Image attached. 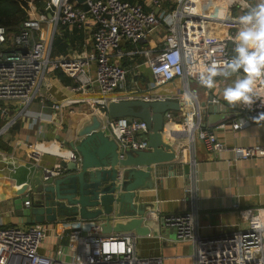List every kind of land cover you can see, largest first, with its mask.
Listing matches in <instances>:
<instances>
[{
  "label": "built area",
  "instance_id": "1",
  "mask_svg": "<svg viewBox=\"0 0 264 264\" xmlns=\"http://www.w3.org/2000/svg\"><path fill=\"white\" fill-rule=\"evenodd\" d=\"M159 6L162 0H152ZM41 9L35 0L29 1L28 18L16 34L9 37L8 29L0 25V113L8 114L11 102L22 104V115L33 121H54L53 114L32 111L30 103L39 99L42 107L49 101L42 89L44 80L57 70L71 76L73 92L87 96L90 93L89 67L96 63V80L102 101L91 100V108L102 121L103 130L123 149L146 151L152 149L148 135L152 132L147 121L134 116H112L108 104L112 100L143 99L177 102L180 99L158 92L164 85L181 82L177 90L182 93L187 85L200 84V74L211 61L231 57L229 44L233 43L238 29V18L257 0H176L174 8L161 19L155 10H146L143 3L128 0H44ZM87 2L89 9L83 4ZM48 12L53 14L48 16ZM94 22L93 47L95 54L87 50L76 55H56L53 51L55 31L60 25L82 27L89 18ZM230 30L225 37L209 41L207 23ZM47 23V34L41 32ZM164 23L167 30L162 47L146 50V61L151 67L153 80L144 90L126 89L125 94L112 97L126 83L128 68L121 60L125 57L122 45L125 41L141 42L151 31ZM217 80L227 79L217 77ZM185 82V83H186ZM190 86V85H189ZM191 96L192 92L189 90ZM193 104V102H191ZM55 114L61 110V101L50 103ZM184 105V104H183ZM194 105V104H193ZM185 106V105H184ZM243 117L234 125L235 130L244 123L264 120V77L255 85L254 101L240 103ZM193 113L176 119L170 110L164 116L162 132L170 143L176 144L190 138L195 131L198 137L216 153L232 151V163L241 159L264 158V144L256 146H230L203 125ZM26 156L41 165L44 156H53L52 166L42 165L43 170L62 175L66 169L61 161H80V154L65 146L61 138H36L24 144ZM28 203V202H26ZM158 213V212H157ZM247 220L243 229L202 237L196 213L185 211L162 216L166 226L175 229V238L190 239L195 244V264H264V206L241 211ZM55 231L45 223L29 226L0 225V264H164L160 255H142L138 251V235L134 231L102 234L85 227L74 228L68 236L69 258L63 249L58 254H47L42 248L45 240ZM58 234V233H57ZM63 232L59 235L62 240Z\"/></svg>",
  "mask_w": 264,
  "mask_h": 264
},
{
  "label": "crops",
  "instance_id": "2",
  "mask_svg": "<svg viewBox=\"0 0 264 264\" xmlns=\"http://www.w3.org/2000/svg\"><path fill=\"white\" fill-rule=\"evenodd\" d=\"M128 1L143 3L144 8L155 10L161 19L176 5V0H162L159 6H155L152 0ZM43 24L47 26L46 22ZM93 29L92 17L82 27L60 25L55 31L54 39L57 35L66 49L64 53L56 54L76 55L86 50L92 55L95 54ZM156 29L141 42H124L122 49L125 50V57L121 63L129 69L128 75L125 85L121 86L110 98L125 94L126 89L144 90L153 80L145 51L162 47L167 32L163 22ZM95 67L96 63L93 61L89 67L92 83L87 96L73 92L70 86L74 80L63 70L50 73L44 80L42 89L49 97L47 106L42 107L39 99H35L28 108L32 111H44L48 115L53 114V122L33 121L30 116H23L21 114L22 104L15 101L7 106L8 114L0 113V225L4 227L29 226L22 223V218L17 215L14 201L26 193H33L36 178L41 177L45 172L42 165L50 167L56 158L44 156L41 165L37 164L26 156L24 144L36 138L56 137L64 140L65 146L70 149L69 136L73 129L80 128L89 121L86 103L83 99L88 97L89 101L103 100L97 86ZM235 77L236 74H233L226 81L217 80L218 83L214 89L196 83L195 92L191 90L192 81L189 86L186 80H183L187 87L183 89L180 96L177 90L182 86L181 82L164 85L158 92L172 95L173 98L180 99L179 103L185 105L181 109H170L177 120L182 118L186 112L187 114L194 112V120L198 117L203 123L207 114L204 113L202 100L212 94L216 101H224L222 89ZM189 90L193 95L191 97L188 96ZM189 98L191 101L188 100ZM55 100L62 103L61 110L56 114L50 105ZM239 106L240 104H229L232 113L240 112ZM243 115L240 114L233 118L232 123L223 122L217 127H206L212 130L220 141L230 146L264 144V120L258 123H244L240 129L235 130L234 125L240 123ZM80 139L77 138L75 141L78 142ZM164 140L170 143L166 136ZM173 149L176 152L177 161L193 162L190 180L184 179L182 166H177L175 174L171 176L163 171L162 181L164 182L159 186L155 173H153L152 185L137 196L139 203L150 201L155 205L146 223L151 233L140 243L138 251L145 256L160 255L164 258V264H195L194 242L190 239L175 238L173 229L166 226L162 216L185 211L195 212V219L199 225L198 231L202 237H212L224 232L243 229L247 220L241 216V211L264 206V158L241 159L239 162L232 163V151L214 152L206 142L198 137L197 131L192 137L174 144ZM45 224L55 229L52 235L45 240L42 248L43 252L50 255L58 254L63 247L64 241L58 235L62 232L65 235L74 228L85 227L101 233V224L94 220L69 221L65 217H59L57 221Z\"/></svg>",
  "mask_w": 264,
  "mask_h": 264
},
{
  "label": "water",
  "instance_id": "3",
  "mask_svg": "<svg viewBox=\"0 0 264 264\" xmlns=\"http://www.w3.org/2000/svg\"><path fill=\"white\" fill-rule=\"evenodd\" d=\"M83 7L89 9L87 2ZM48 16L53 14L48 12ZM229 46L232 55L233 43ZM83 102L89 121L74 128L69 136V146L80 153L81 160H62L61 165L66 169L62 175L44 172L37 177L33 193L15 199L17 215L28 225L52 223L65 217L69 221H97L101 224L102 234L134 231L138 235L139 249L140 243L151 233L146 223L155 205L150 201L139 203L137 196L152 185L153 173L158 186L164 182L162 172L174 175L177 166H182L184 179L190 180L191 177L193 162L177 161L174 144L166 143L162 132L166 113L184 105L171 99L112 100L108 104L112 116L138 117L146 120L152 130L148 135L152 149L131 151L121 148L106 134L88 97ZM201 104L207 114L203 125L209 128L223 122L232 123L233 118L242 114L241 111L232 113L229 103L216 101L212 94L207 95ZM77 138L81 139L76 142ZM122 220L124 222H119Z\"/></svg>",
  "mask_w": 264,
  "mask_h": 264
},
{
  "label": "clouds",
  "instance_id": "4",
  "mask_svg": "<svg viewBox=\"0 0 264 264\" xmlns=\"http://www.w3.org/2000/svg\"><path fill=\"white\" fill-rule=\"evenodd\" d=\"M239 29L233 38L232 55L227 60L209 63L200 74V83L209 89L217 77L229 79L222 98L229 104H251L256 81L264 77V0H257L238 18Z\"/></svg>",
  "mask_w": 264,
  "mask_h": 264
},
{
  "label": "trees",
  "instance_id": "5",
  "mask_svg": "<svg viewBox=\"0 0 264 264\" xmlns=\"http://www.w3.org/2000/svg\"><path fill=\"white\" fill-rule=\"evenodd\" d=\"M30 0H0V25L5 26L8 29L9 37L16 34L19 31L21 24L28 18L27 9L29 7ZM36 5L39 8H43L45 5L44 0H35ZM149 10L148 8H145ZM65 47L62 45L61 40L57 35L53 41L54 54L65 52ZM57 55V54H56ZM148 88V86H146ZM69 233V232H68ZM63 241H68V236L64 237Z\"/></svg>",
  "mask_w": 264,
  "mask_h": 264
},
{
  "label": "rangeland",
  "instance_id": "6",
  "mask_svg": "<svg viewBox=\"0 0 264 264\" xmlns=\"http://www.w3.org/2000/svg\"><path fill=\"white\" fill-rule=\"evenodd\" d=\"M207 28H208V35H207V39L209 41L211 40H214L216 38H222V37H225L229 30H230V27L228 28H218L217 24L212 22V21H209L207 23ZM47 28L44 24H42L41 26V32H43V34L45 33V35L47 34ZM192 84L191 85V90L192 92H195L196 90V83L195 82H191ZM62 249L64 250L63 253H64V257L66 256V258H69L68 256L70 255V253H68V249H67V242L65 241L63 243V247Z\"/></svg>",
  "mask_w": 264,
  "mask_h": 264
},
{
  "label": "bare ground",
  "instance_id": "7",
  "mask_svg": "<svg viewBox=\"0 0 264 264\" xmlns=\"http://www.w3.org/2000/svg\"><path fill=\"white\" fill-rule=\"evenodd\" d=\"M188 96H190V97H191L190 93H188ZM188 100H189V101H191V98H189Z\"/></svg>",
  "mask_w": 264,
  "mask_h": 264
}]
</instances>
